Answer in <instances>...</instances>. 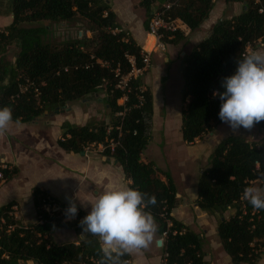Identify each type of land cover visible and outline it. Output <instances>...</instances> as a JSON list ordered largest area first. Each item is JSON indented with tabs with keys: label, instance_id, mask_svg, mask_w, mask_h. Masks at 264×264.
<instances>
[{
	"label": "trees",
	"instance_id": "16d2710c",
	"mask_svg": "<svg viewBox=\"0 0 264 264\" xmlns=\"http://www.w3.org/2000/svg\"><path fill=\"white\" fill-rule=\"evenodd\" d=\"M155 1L163 0H140L147 14L145 26ZM173 1L171 18L195 31L209 17L215 0ZM224 1L241 4L243 9L218 20L183 61L180 134L186 144H194L223 123L218 115L221 101L213 92L223 91L222 79L234 74L236 60L247 47L254 49L258 42L264 45V0ZM9 6L12 22L0 31V108H11L13 121L31 123L102 92L108 121L93 120L84 126L64 123L57 146L79 154L89 144L119 142L112 152L107 149L101 155L122 167L130 187L156 197L155 206L147 210L156 220L158 234L168 232L162 247L167 254L165 264H205L199 235L171 216L177 204L171 175L162 173L163 181L152 162L141 160L151 138L153 107L151 92L140 78H130L127 85L126 107L130 109L123 117L116 115L122 111L117 100L124 94L116 88L118 81L130 73V58L136 68H142L143 59L141 47L131 37L113 32L120 28L110 6L104 0H9ZM81 19L89 25L90 39L77 33L76 38L57 44L44 26L45 22L59 28L63 24V29ZM173 36L165 39L166 44L183 39L180 31ZM9 46L17 48L12 60L6 57ZM102 62L109 66H101ZM253 127L260 134L257 140L233 134L216 144L197 181L196 205L217 218V237L233 264H257L264 254V210L254 209L242 198L252 182L260 180L264 187V121ZM0 174L1 184L17 177L19 171L7 166ZM47 195L39 189L32 191L37 221L29 225L9 215L14 202L0 209V264H99L102 252L97 236L87 234L79 245L52 241L54 232L73 223L66 216H48L40 209ZM229 210L232 214L225 217ZM76 216L83 217L82 213ZM121 259L130 264L129 254Z\"/></svg>",
	"mask_w": 264,
	"mask_h": 264
},
{
	"label": "crops",
	"instance_id": "0c3cea01",
	"mask_svg": "<svg viewBox=\"0 0 264 264\" xmlns=\"http://www.w3.org/2000/svg\"><path fill=\"white\" fill-rule=\"evenodd\" d=\"M104 1L114 13L118 28L141 48L152 51L150 68L141 78L143 87L151 92L153 107L151 138L141 155V160L144 163L152 162L154 164L153 155L157 156V153L161 152L165 163L172 165L174 160L171 161L169 158L171 144L175 143L178 146L170 149L173 158L177 153L183 154L185 151L189 164L186 169H182L180 172L169 168L161 170L154 164L160 172V179L164 181L162 173L167 172L171 175L176 187L177 204L172 210L171 216L199 235L205 264H233L223 251L217 237V218L201 211L196 205L197 182L195 186L194 176V165L199 162L196 171L200 174L201 169L208 165L216 144L228 137L229 134L217 136L214 128L209 136L194 144L184 143L180 134L183 108L181 97L183 61L194 47L208 37L218 20L222 19L223 9L218 13L213 6L209 17L195 31H190L182 25L180 32H182L183 39L177 44H167L166 51L161 53L153 50V40L148 35L147 26H145L147 14L140 5V0ZM157 4L155 1L151 10H154ZM232 4L228 8L236 9L239 6L240 12L242 11L241 4ZM11 22L12 15H0V29H5ZM44 24L50 31L48 36L50 38L51 35L53 36V32L49 25L54 23L45 22ZM60 27L62 35L65 34L66 38L71 37L69 26L62 29L63 24H60ZM78 37H81V32ZM103 98L102 92L88 95L67 105L57 114L42 115L31 123H13L3 135H0L2 161L8 167H15L19 171L18 176L14 179L1 182L0 209L7 203L14 202V206L17 208L15 211L17 219L23 224L35 223L37 215L32 200V191L39 189L46 191L62 205L68 206L66 197H71L77 205L78 213H82L84 217L90 211V204L87 203L91 202L98 192L103 191L106 187H130L131 182L126 179L122 167L115 161L106 160L97 148L84 155V153H67L57 146L64 123L84 126L93 120L106 121L107 107L103 103ZM234 135H241L245 139L246 136H250L253 140L260 138V134L254 127L251 130L241 128ZM149 148H154L155 153H152ZM184 160L182 158L179 162L182 163ZM176 177L181 182H178ZM253 183L262 187L260 180L251 184ZM231 214L232 211L229 210L225 217ZM67 222L73 223L72 227L54 232L51 236L52 241L56 244L74 243L79 245L87 233L83 234V230L79 226L80 220L68 219ZM158 241H161V236L157 232L156 240L147 249L128 253L130 264H165L163 242L158 245ZM257 264H264V254Z\"/></svg>",
	"mask_w": 264,
	"mask_h": 264
},
{
	"label": "clouds",
	"instance_id": "9594fccd",
	"mask_svg": "<svg viewBox=\"0 0 264 264\" xmlns=\"http://www.w3.org/2000/svg\"><path fill=\"white\" fill-rule=\"evenodd\" d=\"M234 74L221 81L222 92L213 97L221 101L219 119L228 125L233 134L243 128L251 130L255 123L264 121V49L249 50L236 60ZM13 123L12 109L0 108V135ZM242 198L254 209L264 210V187L255 183L243 190ZM66 216L75 218L78 208L71 197ZM84 204V203H82ZM90 204V211L80 220L83 234L97 236L102 258L99 264H127L125 254L147 249L157 237L158 225L150 206L156 197L128 187H106L98 192Z\"/></svg>",
	"mask_w": 264,
	"mask_h": 264
},
{
	"label": "built area",
	"instance_id": "2783aa9c",
	"mask_svg": "<svg viewBox=\"0 0 264 264\" xmlns=\"http://www.w3.org/2000/svg\"><path fill=\"white\" fill-rule=\"evenodd\" d=\"M175 4H176V1L163 0L160 3H158L156 8L152 10L151 12V16L147 24V32H148V35L153 40V50L164 53L166 51V46H167L165 39H168V40L172 39L174 37L173 34H175L177 31H180L181 26L183 25L181 21H179L178 19H172L171 16L169 15L170 10L172 9L173 6H175ZM113 32L118 33V32H124V31H122L121 29H115ZM141 49H142L141 54H142V59H143L142 68H136L134 66L133 59L130 58L129 62L131 64V71L127 76L120 78L116 86V88L124 92L121 98L117 100V104L120 107H122V111L116 114L118 117H123L126 114V112L130 109L126 107V103L128 101V96H127L128 86L127 85H128L130 78H136V79L140 78L141 79L150 68V61H151L150 58H151L152 51L150 50L148 51L143 48ZM249 50H252V48L247 47L245 50V53L248 52ZM100 64L101 66H105V67L109 66L108 63L106 62H102ZM115 73L118 74V70H116ZM139 100L142 101L141 98H139ZM119 129L120 128L118 127L117 130ZM118 144L119 142H115L113 140H110L106 145L89 144L83 148V153L84 155H87L88 153L92 152L94 148H97L101 153L107 149L112 152ZM6 168H7V165L2 161L0 157V169H6ZM0 178H1V174H0ZM67 207H68L67 205H62L59 202H57L53 197H51L50 195H47L46 197L42 199L40 209L44 211L48 216L56 215L58 217H65ZM16 210H17L16 206H13L9 214L12 217H14V219H17L15 215ZM65 219L68 220L70 218L66 216ZM72 219L75 221H79L83 219V217L77 218L76 216L75 218H72ZM170 226H171V223L167 221V227L169 228ZM173 234H175V232ZM167 235H168V232H164L161 235V244L167 238ZM166 257H167V254L163 253L164 262H166Z\"/></svg>",
	"mask_w": 264,
	"mask_h": 264
},
{
	"label": "rangeland",
	"instance_id": "374dc122",
	"mask_svg": "<svg viewBox=\"0 0 264 264\" xmlns=\"http://www.w3.org/2000/svg\"><path fill=\"white\" fill-rule=\"evenodd\" d=\"M224 3H225L224 0H215L214 1L215 11L220 13L221 10L223 9L224 15L222 16V18L223 17L229 18V17L234 16L235 14H238L240 12L241 8H239V6L236 9L235 8L230 9L228 7L233 5V4L232 3H226L224 5ZM2 14L5 16L11 15L10 14L9 0H6V1L0 0V15H2ZM44 25H46V24H44ZM68 26L70 28V32L72 33V34H70L72 38H76L77 32H78V35H79V32H81V36L86 35V38H88V39L91 38V33L88 32V26L89 25H88L86 20L81 19V20H79L78 24L72 23V24H69ZM49 27L51 28V31L53 32V36L51 35V37H50L52 42L59 44L64 39H66V35L61 34L60 28L56 24H51V25H49ZM1 30L2 29H0V31ZM260 49H264V45L260 44L259 42L257 43V46L254 49L252 48V50H260ZM16 53H17V48L15 46H9L7 48V51H6L7 59L12 60L13 57L16 55ZM107 121H108V119H106V122ZM215 129H216L215 133L217 136H220L223 134H224V136L227 134H229V136H230L232 134L231 129L225 123H222L221 125L215 127ZM209 134L210 133L204 135L201 139L203 140V138H205L206 136H209ZM178 137H179V140L182 142L179 134H178ZM169 139H171V138L169 137ZM246 139L247 140H253V139H251L250 136H246ZM174 147H178V146L175 145V143H174V144H171V146L169 147V158L171 161L174 160V163H172V165H168L165 163V159L161 156V152H158L157 156L153 155V158H154L153 162L157 168H159L161 170L162 169L167 170L169 168L171 170L173 169L175 172H180V171H182V169H186V166L189 164V162H187V160H186L185 151L183 152V154L177 153L175 155V157L173 158V156L170 153V149L174 148ZM182 148L185 149L184 146H182ZM149 150L152 151V153H155L154 148H149ZM187 150H190V149H187ZM180 151H181V148H180ZM182 158L185 160L182 163H180L179 161H181ZM198 164H199V162L194 165L195 166L194 167L195 168V173H194L195 186H196V182H197L198 176H199V172L196 171ZM176 179L178 180V182H181V180H179L178 177H176Z\"/></svg>",
	"mask_w": 264,
	"mask_h": 264
},
{
	"label": "water",
	"instance_id": "95a60500",
	"mask_svg": "<svg viewBox=\"0 0 264 264\" xmlns=\"http://www.w3.org/2000/svg\"><path fill=\"white\" fill-rule=\"evenodd\" d=\"M115 163H117V162H115ZM158 245H161V241H158Z\"/></svg>",
	"mask_w": 264,
	"mask_h": 264
},
{
	"label": "bare ground",
	"instance_id": "6f19581e",
	"mask_svg": "<svg viewBox=\"0 0 264 264\" xmlns=\"http://www.w3.org/2000/svg\"><path fill=\"white\" fill-rule=\"evenodd\" d=\"M145 50H148V49H145Z\"/></svg>",
	"mask_w": 264,
	"mask_h": 264
}]
</instances>
